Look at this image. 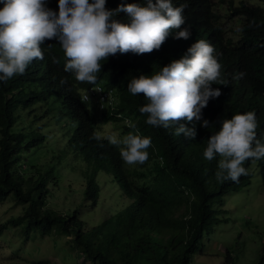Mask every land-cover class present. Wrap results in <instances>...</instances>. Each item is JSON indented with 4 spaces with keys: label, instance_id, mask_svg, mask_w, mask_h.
<instances>
[{
    "label": "trees",
    "instance_id": "16d2710c",
    "mask_svg": "<svg viewBox=\"0 0 264 264\" xmlns=\"http://www.w3.org/2000/svg\"><path fill=\"white\" fill-rule=\"evenodd\" d=\"M258 1L264 4V0ZM217 2H225L227 16L236 17L235 40L226 37L214 10L218 5L212 0H172L174 6L187 5L182 27L191 31L188 40L174 39L173 32L151 54L118 53L101 61L95 85L110 91L115 99L111 109L102 108V118L121 126L123 135L117 139L122 140L129 132L151 138L149 159L143 165L126 164L120 156L122 145L90 139L97 130L80 93L93 84L77 82L73 73L64 71L66 61L58 41H46L44 60H34L25 74L6 84L0 82V203L11 194L14 203L23 207L20 215L0 221V234L7 227H21L24 239L30 234L42 236L55 231L68 236L70 248L91 264H191L190 255L197 250L203 233L225 220L219 216L224 195L249 184L252 163L264 190V158L246 161L248 175L241 176L237 183L218 182L215 173L219 156L212 161L203 156L208 139L220 130L222 121L237 114L255 112L257 138L264 142V10L242 0L236 5L232 0ZM133 3L146 6L145 0H107L106 8L115 10L121 4ZM46 6L58 13V0H47ZM115 19L129 22L123 12ZM253 21L260 27H249ZM198 40L214 47L227 86H212L222 94L210 99L202 110V120H208L209 127H201L202 121L196 123V138L189 140L175 135L174 126L164 129L148 125L147 115L139 111L148 101L142 94L133 96L127 84L141 75L151 77L180 59ZM49 44L53 46L48 48ZM50 55L60 63L53 64ZM241 72L245 73L242 79L233 78ZM62 78L67 79L64 85L60 83ZM37 107L39 111L35 113ZM46 117L56 126L61 124L58 133L62 146L47 140L43 128L50 123ZM125 121L135 124V129ZM39 147L51 154L43 170L39 163L25 161ZM65 160L71 164L69 169L75 168L82 175V199L89 207L99 200L95 179L98 172L107 174L130 202L89 228L84 227L75 209L59 213L46 207L49 188L59 182L56 177L60 178L53 167ZM31 264L50 263L36 260ZM224 264H234L227 248ZM255 264H264L262 249Z\"/></svg>",
    "mask_w": 264,
    "mask_h": 264
},
{
    "label": "clouds",
    "instance_id": "9594fccd",
    "mask_svg": "<svg viewBox=\"0 0 264 264\" xmlns=\"http://www.w3.org/2000/svg\"><path fill=\"white\" fill-rule=\"evenodd\" d=\"M145 2L146 6L121 4L115 10H108L107 0H58L57 13L46 6L47 0H0L3 5L0 8V82L6 84L13 77L25 74L34 60H44L46 41H58L66 61L65 72L73 73L77 82L96 86L101 61L118 53L151 54L173 32L176 40L191 37L189 28L182 27L186 23L183 12L187 5L177 7L172 0ZM121 12L127 14L128 23L115 19ZM249 27L260 25L253 21ZM50 60L53 64L60 63L54 55H50ZM244 75L241 72L233 78L242 79ZM60 83L66 84L67 79L62 78ZM217 84L227 86L222 65L214 47L198 40L180 59L173 60L151 77L132 78L127 90L133 96L142 94L148 101L139 109L147 115L148 125L164 129L174 126L175 135L195 140L196 123L202 121L201 127H209V121L202 120V110L210 99L222 94L219 88L212 87ZM89 88L80 93V100L95 103L92 97L87 101L81 99V94ZM111 97V105L105 108L113 107L115 99ZM125 123L135 129L131 121ZM257 128L255 112H247L223 120L220 130L210 136L203 156L208 161L219 156L215 173L218 182L238 183L241 176L248 175L246 161L264 158V142L257 138ZM90 139L97 142L106 139L111 145H122L120 156L128 165H143L149 159L147 149L152 144L149 137L129 132L120 140L116 135L102 137L94 133Z\"/></svg>",
    "mask_w": 264,
    "mask_h": 264
},
{
    "label": "rangeland",
    "instance_id": "374dc122",
    "mask_svg": "<svg viewBox=\"0 0 264 264\" xmlns=\"http://www.w3.org/2000/svg\"><path fill=\"white\" fill-rule=\"evenodd\" d=\"M212 1L218 5L214 10L218 14V23L226 37L235 40L238 27L236 17L227 16L229 11L225 2L218 4L217 0ZM238 1L232 0L233 5H236ZM242 1L249 5H258L264 10V4L258 0ZM85 105L97 133L102 136L116 135L117 138H121L123 135L121 126L116 122H106L102 118V109L98 108L93 100L86 102ZM38 111L37 107L35 113ZM46 119L50 123L43 128L47 140L54 141L55 146H62L63 141L58 133L62 129L59 127L61 124L56 126L50 117ZM26 120L25 118L24 122ZM43 121L44 119H40L39 122ZM50 157L51 154L42 151L39 147L25 161L33 165L39 163L43 170ZM64 164L53 167L60 178L56 177L59 182L49 188L46 207L59 213H70L75 209L84 227L89 228L97 224L104 216L130 202L128 198L120 194L116 184L107 174L98 172L95 179L99 187V200L94 207H89L82 199L84 186L82 175H78L75 168L69 169L71 164L66 160ZM250 171V182L247 186L224 195L219 216L225 217V220L212 226L208 233H203L197 250L190 255L191 264H224L225 248L229 250L234 264H255L259 249L264 252V190L261 187L255 163L250 165ZM22 211L23 207L14 203L12 195L9 194L0 203V221L18 216ZM20 233L21 227H7L2 230L0 264H31L36 260H46L50 264H91L79 252L70 248L69 237L64 234L51 231L42 236L34 234L31 237L30 234L24 239Z\"/></svg>",
    "mask_w": 264,
    "mask_h": 264
},
{
    "label": "built area",
    "instance_id": "2783aa9c",
    "mask_svg": "<svg viewBox=\"0 0 264 264\" xmlns=\"http://www.w3.org/2000/svg\"><path fill=\"white\" fill-rule=\"evenodd\" d=\"M92 97L97 102L100 108L107 107L112 103V97L110 91L102 89V87L96 85L81 94V99L87 101Z\"/></svg>",
    "mask_w": 264,
    "mask_h": 264
}]
</instances>
